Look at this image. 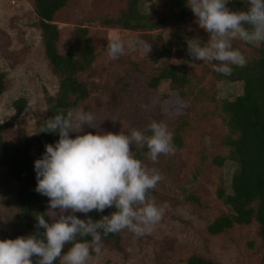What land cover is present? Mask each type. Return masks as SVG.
<instances>
[{
	"label": "rangeland",
	"instance_id": "rangeland-1",
	"mask_svg": "<svg viewBox=\"0 0 264 264\" xmlns=\"http://www.w3.org/2000/svg\"><path fill=\"white\" fill-rule=\"evenodd\" d=\"M139 6L148 14L164 18L172 11L165 0H139ZM124 8L125 4L116 0H72L56 15L55 24L61 33L58 48L65 52L75 28L85 27L98 53L91 69L81 75L90 96L86 110L77 112L92 113L93 127L97 125L85 126L84 132L130 133L133 128L143 131L152 121L165 123L171 132L183 123L180 149L159 156L156 162L149 155L142 161L147 167L158 169L180 197L177 200L156 197V204L164 212L150 233L137 237L124 230L118 248L113 243H101L100 253L91 255L87 264H181L192 255L216 264H264V230L257 223L236 226L218 236L206 232L209 223L228 212L217 198V190L222 187L226 194L231 192V178L236 170L235 163L228 159L222 167L212 163L215 156L227 155L222 146L226 127L221 112H217L218 102L238 95L240 85L216 81L211 63L197 60L192 63L197 86L187 101L170 90L168 83L150 89L147 84L157 73L150 62L159 45L154 35L169 41L175 29L182 35L191 31L201 34L206 43L208 33L199 27L195 15L174 28L168 23L156 33L127 31L95 22L104 14L115 16ZM114 37L125 43V54L113 60L108 56L107 46ZM136 38L151 44L147 56L140 47L128 49L127 42ZM233 47L248 57L255 55L259 45L237 39ZM169 61L179 66L181 60L174 57ZM0 70L5 74L6 85L0 95V125L10 124L2 137L18 144L36 133L38 122L46 117V96L55 97L58 92V80L45 57L31 0H0ZM21 98L27 105L17 116L13 103ZM193 175L197 179L188 185ZM17 189V182L0 167V240L25 236L14 220ZM189 194L197 198V204L185 202L184 197ZM46 206L50 216L48 202ZM74 214L85 218L83 213Z\"/></svg>",
	"mask_w": 264,
	"mask_h": 264
},
{
	"label": "clouds",
	"instance_id": "clouds-1",
	"mask_svg": "<svg viewBox=\"0 0 264 264\" xmlns=\"http://www.w3.org/2000/svg\"><path fill=\"white\" fill-rule=\"evenodd\" d=\"M229 2L186 0L209 37L206 43L198 38L188 40V54L194 61L218 62L213 70L224 76L232 75L233 66L243 68L248 63L233 41L264 43V0H246L245 10H232ZM127 47H140L146 56L151 51V44L139 38L129 40ZM107 51L110 59H117L125 54V43L114 37ZM93 124L92 113L71 109H58L46 120L39 132L58 133L59 139L45 144L41 158L34 161L35 191L48 197L51 215L47 220L43 213L35 217L34 233L0 240V264H33V257L35 264H55L58 259L60 264H87L93 253H100L103 237L124 230L140 237L160 222L164 209L151 191L164 176L147 167L132 148L146 146L149 158L156 162L159 156L176 151L173 133L158 121L130 133L84 132L85 126L97 127ZM70 133L77 134L71 138ZM113 207L115 211L98 220L87 216ZM74 213H83L86 219ZM66 245H71L67 251Z\"/></svg>",
	"mask_w": 264,
	"mask_h": 264
},
{
	"label": "trees",
	"instance_id": "trees-1",
	"mask_svg": "<svg viewBox=\"0 0 264 264\" xmlns=\"http://www.w3.org/2000/svg\"><path fill=\"white\" fill-rule=\"evenodd\" d=\"M72 0H31L37 16V29L40 32L45 57L50 65L51 73L58 80V92L55 97L46 96V117L39 121L36 133L24 139L21 143L3 140L2 133L10 126L9 123L0 125V167L17 182L16 191L17 213L14 220L24 232L25 236L34 233L37 229L35 217L43 213L48 219V197L35 191L36 173L34 161L41 158L45 151V144H54L58 141V133L39 132L44 127L46 120L55 116L58 109L65 111L71 109L77 112L86 110V103L90 96L89 87L81 75L87 73L98 58V53L93 45L91 34L85 27L75 28L72 42L65 52L58 48L61 33L55 24L56 15ZM125 4V8L117 15L104 14L97 18L96 23L106 27H120L127 31H143L156 33L168 23L173 28L178 24L186 23L194 15L187 7L186 0H165L169 5L171 15L168 18L158 17L155 13L148 14L139 6V0H116ZM229 8L232 10H245L246 0H230ZM173 31L170 40H164L154 35L158 42V49L151 56V64L157 72L147 86L158 89L161 83H168L170 90L187 101L194 86L195 70L193 61L188 54L187 41L198 38L205 43L201 34L186 31L178 34ZM180 58V64L172 65L169 60ZM248 63L243 68L234 67L230 76H224L213 70L216 81H225L240 85L238 95L220 100L217 112H221L223 123L226 127L222 146L227 155L215 156L212 163L222 167L228 159L235 163L236 170L230 183L231 192L226 194L225 189L217 190V198L228 208V212L216 217L206 227V232L211 236H218L232 230L234 227H247L257 223L264 230V43L259 47L254 56L246 57ZM5 74L0 70V95L5 90ZM27 101L24 98L13 103L15 114L19 116L25 109ZM159 119V112L157 113ZM159 122V121H158ZM183 123H179L171 132L176 149L182 146L180 132ZM145 130V129H144ZM70 133V137L74 138ZM135 156L143 161L148 156V149L132 148ZM197 179L193 175L188 185L194 184ZM189 188V187H188ZM175 188L167 181H161L156 189L151 191V196L177 200ZM183 192V190H181ZM185 202L197 204V198L192 194L185 196ZM115 208L105 209L98 213L92 211L87 214L91 219L98 220L101 216L110 215ZM85 216V215H84ZM80 219V218H79ZM86 219V216L85 218ZM43 231V229H40ZM124 231L109 234L102 238L103 244L113 243L118 248L121 235ZM71 245L65 246V251ZM93 253L92 256H95ZM36 258L33 257V264ZM59 259L55 262L58 264ZM181 264H216L200 256L192 255Z\"/></svg>",
	"mask_w": 264,
	"mask_h": 264
}]
</instances>
